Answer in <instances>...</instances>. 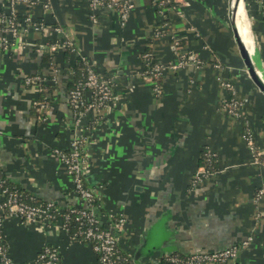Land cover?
I'll use <instances>...</instances> for the list:
<instances>
[{"label":"crops","instance_id":"0c3cea01","mask_svg":"<svg viewBox=\"0 0 264 264\" xmlns=\"http://www.w3.org/2000/svg\"><path fill=\"white\" fill-rule=\"evenodd\" d=\"M47 1V10L41 4L20 6L44 22L42 30L22 32L20 41L12 37L8 48L0 42V177L57 208L86 206L52 152L66 148L78 131L86 139L85 181L95 194V216L106 226L116 214L127 218L125 232L116 231L122 254L136 264H156L164 254L222 250L252 235L225 264H264V194L254 201L264 186V165L251 161L243 119L222 108L228 93L217 81L222 75L246 100L245 116L264 155V96L239 58L229 0H175L183 17H175L172 31L201 64L166 69L160 95L142 74L140 52L148 46L164 63L175 56L169 34H152L159 17L150 0L135 1L125 27L115 10L105 8L92 24L88 0ZM242 1L252 42L247 49L264 79V18L256 0ZM6 2L0 0V8ZM56 25L100 75L112 80L111 107L101 117L89 113L88 126H75L66 101V82L74 71L57 57V81L52 80L53 69L38 50L53 40ZM31 74L45 76L42 91L36 83H24ZM203 148L215 154L216 163L190 187L203 170L198 167ZM3 234L14 264L32 260L44 244L57 247L60 264H98L89 242L74 239L60 221L24 223L12 216L4 220ZM144 245L149 249L140 250Z\"/></svg>","mask_w":264,"mask_h":264},{"label":"built area","instance_id":"2783aa9c","mask_svg":"<svg viewBox=\"0 0 264 264\" xmlns=\"http://www.w3.org/2000/svg\"><path fill=\"white\" fill-rule=\"evenodd\" d=\"M136 0H88L89 18L92 24L98 22L99 12L105 9L117 12L120 27H125L129 19V14L135 6ZM156 11L159 21L153 27V36L159 37L162 34H169L170 44L173 48L174 60L172 62H162L155 58L150 50H142L140 57L144 64L143 76L152 85V92L160 95L162 86L157 79L167 69L176 71L183 69L194 63L199 67L201 60L192 51L182 48L179 37L172 31V22L175 17L182 18L183 14L179 10L175 0H150ZM264 18V0H256ZM41 4L45 10L49 8L47 0H7L4 7L0 8V42L4 48H8L12 42L8 35L20 41L22 32L28 30H42L45 26L43 21L34 20L30 15L20 9V6H34ZM169 17V18H168ZM168 18V19H167ZM54 38L50 43V49L58 52L65 47H70L71 52L77 59L83 60L86 65V75L84 80H79L75 87L67 90V103L74 111V123L79 127L83 125L84 118L91 112L100 110V107L108 109L114 99V87L112 80L100 75L94 64L88 62L86 58L78 53L74 43L67 36L64 30L56 25L52 29ZM39 51H42L40 48ZM221 70L220 63L213 65ZM53 69L54 81H57V71ZM45 76L42 74H31L24 78V83L30 85L36 83L42 90ZM218 84L228 95L222 103V108L231 116L242 118L244 122L243 140L248 147L251 161L256 164L264 165V155L258 149L254 134L250 128L249 120L246 118L244 105L246 100L238 97L234 84L225 79L222 75H217ZM189 91V90H188ZM40 107H44L41 103ZM44 120V116H41ZM85 136L80 132H75L66 148H53L52 152L63 164L65 171L71 178L73 193L86 203V206H70L68 208H57L53 202L46 201L41 203L29 202L33 199L32 195H23L17 188L10 186L0 177V264H14L8 247L4 240L3 224L8 217H18L24 223L52 222L58 220L61 226L69 231V223H75V231L72 237L77 240L89 242L93 252L96 254L98 264H136L132 256L122 254L118 249L117 232H125L127 218L124 214H116L112 217V224L104 225L91 207L95 200V194L86 184V169L84 165V146ZM210 153V151L208 150ZM212 155H215L212 153ZM208 176V171L198 172L192 182L195 186ZM264 194V186L259 188L254 195V201L258 202ZM261 216L260 212L256 217ZM57 218V219H56ZM253 240L252 235H248L242 241L232 244L222 250L212 252H191L188 254L168 253L162 255L156 264H225L234 259L239 250L245 248ZM23 264H60L58 249L54 245L44 244L35 257Z\"/></svg>","mask_w":264,"mask_h":264},{"label":"trees","instance_id":"16d2710c","mask_svg":"<svg viewBox=\"0 0 264 264\" xmlns=\"http://www.w3.org/2000/svg\"><path fill=\"white\" fill-rule=\"evenodd\" d=\"M8 38L10 40H12L11 39L12 37L10 35H8ZM51 42L52 41L49 40V43L46 44V46L40 47V49L42 50V60L46 61L51 66V69H56L57 67H55V66L57 64V59L63 57L65 65L67 67H70L75 73V75L73 76V74H72V76H71L72 78L69 81L66 82L67 90L68 89H72V88L75 87L76 83L79 80H84L85 79L86 65L83 62V60H80V59H77L76 57H74V54L71 52V48L70 47H65L63 50H60L58 52L52 51L50 49V43ZM74 47H75V44H74ZM142 50H149L148 46H145V48H143ZM60 54H62V55H60ZM49 76H50L49 78H52L54 76L53 70H52V72L50 73ZM52 80H53V78H52ZM157 81H158V83L161 84V77H159V79H157ZM149 85L152 87V85L150 83H149ZM44 86L45 85H42V87H41L42 90H43ZM69 107H70V109L72 111V114H73L74 111H73L72 107L70 105H69ZM105 110H106L105 108L100 107V110L96 111L94 113V116H96V118L99 117V116L101 117ZM88 121L90 122L91 120L89 119ZM88 121L85 123V120H84L83 123H85L88 126V123H89ZM212 153L213 152L209 153L206 148H203L200 151L198 167H202V169H204V170L209 172V169L211 168L210 166H215V163H216V161H214V159L216 157H215V155H212ZM213 168L215 169L216 167H213ZM189 186L191 187V184ZM19 191H21V190H19ZM21 192H22L23 195H26V196H27V194H29V192H24V191H21ZM30 195H32V194H29L28 196H30ZM32 198L33 199H28V201L30 200L29 202H34V203L44 202V201H40L37 197H35L33 195H32ZM58 219L54 220V221H59ZM68 225H69V233L72 235L73 232L75 231V223L74 222H70Z\"/></svg>","mask_w":264,"mask_h":264},{"label":"water","instance_id":"95a60500","mask_svg":"<svg viewBox=\"0 0 264 264\" xmlns=\"http://www.w3.org/2000/svg\"><path fill=\"white\" fill-rule=\"evenodd\" d=\"M235 2L232 4V0H229V7H228V18L231 25V30L233 34V40L236 45V49L239 55V58L241 59L246 72L248 74V77L254 84V86L258 89V91L264 96V79L262 78L259 71L256 69L255 65L252 62V59L250 57L249 51L242 40L240 36V32L238 30L237 24H236V7L238 5L239 0H233ZM147 244V243H146ZM152 245V244H150ZM149 245V246H150ZM152 247V246H150ZM147 249V245L141 246L140 250ZM149 249V248H148ZM147 249V250H148Z\"/></svg>","mask_w":264,"mask_h":264},{"label":"bare ground","instance_id":"6f19581e","mask_svg":"<svg viewBox=\"0 0 264 264\" xmlns=\"http://www.w3.org/2000/svg\"><path fill=\"white\" fill-rule=\"evenodd\" d=\"M232 4H234L235 6V2L232 0ZM236 24L238 27V30L240 32V36L242 38V40L244 41L245 45L247 43L248 45V49L249 51L252 50V42H251V38H250V31H249V25H248V20H247V16H246V11L243 5V1L239 0L238 5L236 7ZM251 25V24H250ZM242 29V31H241ZM242 32L244 34V37L242 35Z\"/></svg>","mask_w":264,"mask_h":264},{"label":"rangeland","instance_id":"374dc122","mask_svg":"<svg viewBox=\"0 0 264 264\" xmlns=\"http://www.w3.org/2000/svg\"><path fill=\"white\" fill-rule=\"evenodd\" d=\"M244 6H245V4H244Z\"/></svg>","mask_w":264,"mask_h":264}]
</instances>
